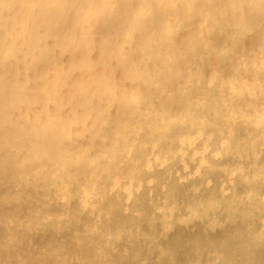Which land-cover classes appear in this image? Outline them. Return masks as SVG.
I'll use <instances>...</instances> for the list:
<instances>
[{"label": "bare ground", "instance_id": "6f19581e", "mask_svg": "<svg viewBox=\"0 0 264 264\" xmlns=\"http://www.w3.org/2000/svg\"><path fill=\"white\" fill-rule=\"evenodd\" d=\"M0 211L1 264H264V0H0Z\"/></svg>", "mask_w": 264, "mask_h": 264}, {"label": "rangeland", "instance_id": "374dc122", "mask_svg": "<svg viewBox=\"0 0 264 264\" xmlns=\"http://www.w3.org/2000/svg\"><path fill=\"white\" fill-rule=\"evenodd\" d=\"M0 213H3L2 211H0ZM216 234V239L219 237V232H216L215 233ZM172 236H174V235H171V236H169V237H167L166 239H167V241H168V243H171V240H172ZM42 245H45V246H49V242L48 241H46V240H44L43 242H42ZM50 249V248H49ZM20 254H19V253ZM64 253H66V254H73L74 253V249H72V247H71V245H67L66 247H64V251H63ZM9 253V254H8ZM20 257H23V254H24V252L22 251V250H17V252H16ZM6 254H8L9 256L10 255H14V253H13V251H6V253H4V251H2V250H0V264L2 263V261L4 260L3 258L5 257V255ZM3 255V256H2ZM179 258H178V260H180V259H182L181 257L182 256H178ZM3 259V260H2ZM48 259V258H47ZM50 259V258H49Z\"/></svg>", "mask_w": 264, "mask_h": 264}]
</instances>
